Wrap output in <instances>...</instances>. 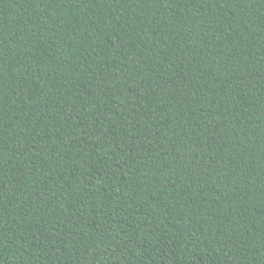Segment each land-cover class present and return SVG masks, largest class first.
<instances>
[{
    "label": "trees",
    "instance_id": "16d2710c",
    "mask_svg": "<svg viewBox=\"0 0 264 264\" xmlns=\"http://www.w3.org/2000/svg\"><path fill=\"white\" fill-rule=\"evenodd\" d=\"M0 264H264V0H0Z\"/></svg>",
    "mask_w": 264,
    "mask_h": 264
}]
</instances>
